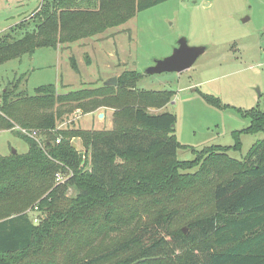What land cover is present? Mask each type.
I'll use <instances>...</instances> for the list:
<instances>
[{
	"label": "trees",
	"instance_id": "trees-1",
	"mask_svg": "<svg viewBox=\"0 0 264 264\" xmlns=\"http://www.w3.org/2000/svg\"><path fill=\"white\" fill-rule=\"evenodd\" d=\"M167 1L41 0L0 36V65L102 35ZM70 66L77 71L73 58ZM142 76L124 71L115 87L63 94L46 85L30 95L18 84L0 93V132L28 144L23 155L0 157V264H264V107L237 110L249 125L232 133V148L205 147L197 160L180 163L175 116L148 112L164 108L172 93L136 90ZM98 109L113 110L112 130L75 129L74 122L58 129L74 112ZM16 126L38 134L27 137ZM258 133L263 138L243 161L228 156L240 150L241 134ZM57 173L66 175L63 183L55 182ZM201 183L208 197L187 206L194 216L188 232L172 231L179 212L166 209ZM28 209L41 213L36 222ZM148 212L153 218L144 222Z\"/></svg>",
	"mask_w": 264,
	"mask_h": 264
},
{
	"label": "rangeland",
	"instance_id": "rangeland-1",
	"mask_svg": "<svg viewBox=\"0 0 264 264\" xmlns=\"http://www.w3.org/2000/svg\"><path fill=\"white\" fill-rule=\"evenodd\" d=\"M40 3L41 0H0V36L27 20ZM243 19L247 21L242 22ZM22 34L20 31L16 37ZM181 38L190 47H204L205 52L180 74L147 75L146 69L170 56ZM71 58L77 71L70 66ZM124 71L143 75L136 90L172 93V100L164 108H150L148 112L175 116L174 134L182 146L177 150L178 162L197 160L205 147L232 148L235 143L232 133L249 125V119L237 110L264 107V0H169L137 13L102 35L61 48H39L31 56L5 62L0 65V93L18 84L20 90L30 95L34 89L46 85H53L63 94L99 87ZM202 94L217 98L227 107L210 105ZM102 112L101 109L85 115L74 112L66 122L58 124V129L74 122L71 126L75 129L112 130L113 110L107 109L104 118H99ZM262 138L261 133L241 134L240 150L230 149L227 154L243 161L253 144ZM72 144L82 152L78 140ZM27 151L24 140L11 131L0 132V157L13 152L23 155ZM196 170L193 167L180 171L191 174ZM208 192L209 186L201 183L193 193H186L179 202L168 206L166 210L176 207L179 212L172 231L188 232L187 225L194 216L188 215L187 206L192 199H205ZM73 193L69 190L67 196ZM28 212L33 222L41 216L31 209ZM151 212L144 222L153 218ZM116 262V258L106 259L103 264Z\"/></svg>",
	"mask_w": 264,
	"mask_h": 264
},
{
	"label": "water",
	"instance_id": "water-1",
	"mask_svg": "<svg viewBox=\"0 0 264 264\" xmlns=\"http://www.w3.org/2000/svg\"><path fill=\"white\" fill-rule=\"evenodd\" d=\"M247 21L243 19L242 22ZM178 46L173 50L172 54L162 60L156 61L155 64L146 69L147 75L161 73H176L180 74L188 70L199 56L205 52L204 47H190L187 45L185 38L178 41ZM105 87H115L116 78H110L103 83ZM103 114L99 115L102 118ZM13 155L15 152L12 153ZM184 231V230H183ZM185 232V231H184Z\"/></svg>",
	"mask_w": 264,
	"mask_h": 264
},
{
	"label": "built area",
	"instance_id": "built-area-1",
	"mask_svg": "<svg viewBox=\"0 0 264 264\" xmlns=\"http://www.w3.org/2000/svg\"><path fill=\"white\" fill-rule=\"evenodd\" d=\"M17 130H18L21 134H23V135H25V136H27V137H30V138H35V137L37 136V134H38V132L35 131V130H27V129H23V128H17ZM58 142H59V141H56V143H58ZM65 178H66V175H64V174H62V173H57V174L55 175V182H56V183H63L64 180H65Z\"/></svg>",
	"mask_w": 264,
	"mask_h": 264
},
{
	"label": "crops",
	"instance_id": "crops-1",
	"mask_svg": "<svg viewBox=\"0 0 264 264\" xmlns=\"http://www.w3.org/2000/svg\"><path fill=\"white\" fill-rule=\"evenodd\" d=\"M100 114H103V117L102 118H104L105 114L104 113H100ZM100 114H98V117H99Z\"/></svg>",
	"mask_w": 264,
	"mask_h": 264
}]
</instances>
